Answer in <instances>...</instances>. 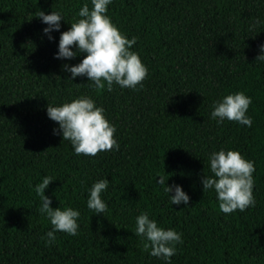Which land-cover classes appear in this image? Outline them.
<instances>
[{"label":"trees","instance_id":"trees-1","mask_svg":"<svg viewBox=\"0 0 264 264\" xmlns=\"http://www.w3.org/2000/svg\"><path fill=\"white\" fill-rule=\"evenodd\" d=\"M90 0H0V264H165L148 255L134 235L135 217L147 212L182 234L171 264H264V0H112L107 15L147 67L142 87H89L53 57L59 32ZM59 11V31L49 40L36 17ZM69 23V24H68ZM242 91L251 97V127L210 118L214 100ZM91 97L115 126L117 150L77 155L53 135L57 122L47 104ZM237 150L254 162V206L222 213L200 177L212 175L208 155ZM51 206L80 212L76 235L51 228L38 209L34 185L43 176ZM182 185L188 207L171 205L163 186ZM109 180L107 207H87L88 188ZM168 178V179H167ZM171 194V193H170Z\"/></svg>","mask_w":264,"mask_h":264},{"label":"clouds","instance_id":"clouds-1","mask_svg":"<svg viewBox=\"0 0 264 264\" xmlns=\"http://www.w3.org/2000/svg\"><path fill=\"white\" fill-rule=\"evenodd\" d=\"M90 2L91 8L85 2L75 14L77 19L70 23L67 30L59 32L57 51L53 53V57L69 60L83 54L78 63L62 64V68L70 73L68 79L71 81L77 76H83L91 82L89 87H106L111 90L114 83L121 88L133 90L137 85L142 87L141 82L147 75V67L138 53L131 49L136 37L128 38L122 34L106 14L112 0ZM35 16L46 25L42 32L49 40L54 39L51 33L60 30L61 20H64L62 13L50 11L46 14L39 9ZM255 60L264 61V42L258 45ZM250 103L251 97L242 91L223 95L213 101L210 118L218 124L229 120L251 127L252 118L246 115ZM46 115L57 122V127L52 130L53 135H60L62 140L69 141L77 155L95 156L98 151L119 149L113 135L115 126L105 117L104 109L97 106L89 96L82 95L59 105L48 103ZM207 160L212 175L201 176L200 182L203 192L208 189L214 191L222 213L228 214L237 209L244 211L247 207L254 206L253 161L245 159L239 151L232 149L213 151ZM50 181L52 178L45 175L34 185V191L41 201L38 211L51 224V228L41 236L46 245L55 241L57 231L76 235L80 216L76 208L51 206V198L45 195ZM156 183L163 186V192L171 205L183 204L188 207L190 197L182 185L176 182L166 184L164 176H157ZM108 184V179L100 178L87 190L86 204L94 214H102L107 207L101 193ZM133 233L141 239L143 250L148 255L162 259L165 264H171V257L177 251L176 244L182 241L181 233L173 228L159 226L155 219L149 218L147 212H141L135 217Z\"/></svg>","mask_w":264,"mask_h":264}]
</instances>
